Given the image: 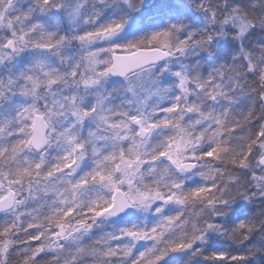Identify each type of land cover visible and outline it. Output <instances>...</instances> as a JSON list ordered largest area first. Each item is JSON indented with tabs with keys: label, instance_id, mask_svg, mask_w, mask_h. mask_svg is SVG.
Listing matches in <instances>:
<instances>
[{
	"label": "snow or ice",
	"instance_id": "6c2138e0",
	"mask_svg": "<svg viewBox=\"0 0 264 264\" xmlns=\"http://www.w3.org/2000/svg\"><path fill=\"white\" fill-rule=\"evenodd\" d=\"M188 5L0 0V264L264 257V2Z\"/></svg>",
	"mask_w": 264,
	"mask_h": 264
},
{
	"label": "clouds",
	"instance_id": "9594fccd",
	"mask_svg": "<svg viewBox=\"0 0 264 264\" xmlns=\"http://www.w3.org/2000/svg\"><path fill=\"white\" fill-rule=\"evenodd\" d=\"M138 2L142 8L146 6V0H138ZM213 2L217 5L222 6L225 3V0H213ZM261 2H264V0H261ZM177 3H181L183 6H187L189 9H193V5H188V0H177ZM137 14L138 13L136 12L132 13L134 23H137L139 20ZM181 18L192 31L198 32L202 28L205 29L206 50L198 48L195 52V55L190 56L189 62L200 63L206 67L208 65V60L213 59L214 56H224L225 50H227L229 56L237 54L236 49L233 47V45L238 46L241 43V40L231 33L227 35H221L216 31L217 29H219L221 33L227 32V25L221 27L220 24H208L207 21L203 20L201 16H198L194 10L189 11L188 15ZM172 19L175 20L176 17H173ZM194 21H200L199 28L192 27ZM166 22L167 19L165 20V23ZM205 57H207L208 60H206ZM221 62L224 61L221 60ZM255 264H264V257H258L255 261Z\"/></svg>",
	"mask_w": 264,
	"mask_h": 264
},
{
	"label": "trees",
	"instance_id": "16d2710c",
	"mask_svg": "<svg viewBox=\"0 0 264 264\" xmlns=\"http://www.w3.org/2000/svg\"><path fill=\"white\" fill-rule=\"evenodd\" d=\"M163 0H146V6L138 13L139 20L137 23H145L150 25L157 21L166 20V16H158L155 14L158 7L162 4Z\"/></svg>",
	"mask_w": 264,
	"mask_h": 264
}]
</instances>
